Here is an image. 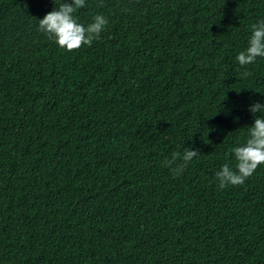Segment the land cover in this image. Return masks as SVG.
Returning <instances> with one entry per match:
<instances>
[{
    "label": "trees",
    "instance_id": "trees-1",
    "mask_svg": "<svg viewBox=\"0 0 264 264\" xmlns=\"http://www.w3.org/2000/svg\"><path fill=\"white\" fill-rule=\"evenodd\" d=\"M61 2L0 0V264H264V165L215 180L264 115V0H85L71 52L37 30Z\"/></svg>",
    "mask_w": 264,
    "mask_h": 264
},
{
    "label": "clouds",
    "instance_id": "clouds-1",
    "mask_svg": "<svg viewBox=\"0 0 264 264\" xmlns=\"http://www.w3.org/2000/svg\"><path fill=\"white\" fill-rule=\"evenodd\" d=\"M86 6L85 0H69L38 20V31L53 41L59 48L68 52L82 46H91L106 29L108 19L103 14L92 17L87 26L78 22L75 13ZM258 57H264V20L251 25V35L247 47L240 51L236 60L241 66L254 63ZM248 75V73H244ZM249 111L255 117L256 113H264V105L253 104ZM234 164L224 163L215 174L219 189L242 185L260 165H264V115L254 119V124L247 127V139L243 144H237L230 149ZM199 155L198 150L183 149L174 152L171 158L164 161L174 176L183 174L188 164Z\"/></svg>",
    "mask_w": 264,
    "mask_h": 264
}]
</instances>
